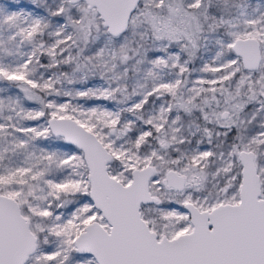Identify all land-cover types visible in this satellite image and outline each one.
Returning a JSON list of instances; mask_svg holds the SVG:
<instances>
[{
  "label": "snow or ice",
  "instance_id": "obj_1",
  "mask_svg": "<svg viewBox=\"0 0 264 264\" xmlns=\"http://www.w3.org/2000/svg\"><path fill=\"white\" fill-rule=\"evenodd\" d=\"M0 264H264V0H0Z\"/></svg>",
  "mask_w": 264,
  "mask_h": 264
}]
</instances>
